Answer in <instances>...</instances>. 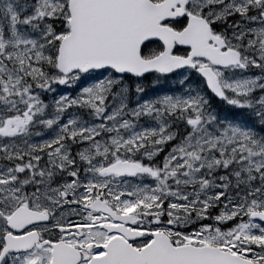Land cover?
Listing matches in <instances>:
<instances>
[{
  "label": "snow or ice",
  "instance_id": "1",
  "mask_svg": "<svg viewBox=\"0 0 264 264\" xmlns=\"http://www.w3.org/2000/svg\"><path fill=\"white\" fill-rule=\"evenodd\" d=\"M0 264H264V0H0Z\"/></svg>",
  "mask_w": 264,
  "mask_h": 264
}]
</instances>
